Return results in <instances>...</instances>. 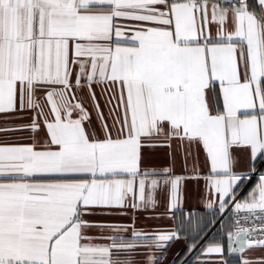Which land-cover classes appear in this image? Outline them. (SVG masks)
<instances>
[{
  "label": "snow or ice",
  "instance_id": "snow-or-ice-1",
  "mask_svg": "<svg viewBox=\"0 0 264 264\" xmlns=\"http://www.w3.org/2000/svg\"><path fill=\"white\" fill-rule=\"evenodd\" d=\"M178 244L264 264V0H0V264Z\"/></svg>",
  "mask_w": 264,
  "mask_h": 264
},
{
  "label": "crops",
  "instance_id": "crops-1",
  "mask_svg": "<svg viewBox=\"0 0 264 264\" xmlns=\"http://www.w3.org/2000/svg\"><path fill=\"white\" fill-rule=\"evenodd\" d=\"M100 102L101 105L103 106L104 104V96L100 97ZM104 112L106 114V116H108V108L105 107ZM108 122L111 123V117H108ZM146 164H149L151 166L157 167V168H162V167H167V166H171L174 167L175 172L179 175L182 174L183 172V165L180 159H175L173 160L169 155H168V150L167 149H157L155 152H153L145 161ZM192 162L191 160L188 162L187 164V168L190 170L192 168ZM189 191H194L195 189V185H189L188 186ZM246 195V193H245ZM194 204L195 201L194 200H189L186 203H182V210H186V208L188 207V204ZM163 212V209H161V212L156 213V216L159 217L161 215V213ZM170 213H169V218L168 219H157V220H153V221H149V223H154V224H158L161 228L166 229L169 224H170ZM116 216H97L94 219L96 220H114L116 219ZM227 243V242H226ZM183 247L182 244H178V245H173V248L168 252L167 254V260L170 262V264H177V262L175 260H173V255L178 253L179 250ZM204 259H209L210 257L205 256L204 254H200ZM234 255L236 254H232L229 253L225 258L228 259L230 261V264H235V259H234Z\"/></svg>",
  "mask_w": 264,
  "mask_h": 264
},
{
  "label": "built area",
  "instance_id": "built-area-1",
  "mask_svg": "<svg viewBox=\"0 0 264 264\" xmlns=\"http://www.w3.org/2000/svg\"><path fill=\"white\" fill-rule=\"evenodd\" d=\"M247 226V225H246Z\"/></svg>",
  "mask_w": 264,
  "mask_h": 264
}]
</instances>
